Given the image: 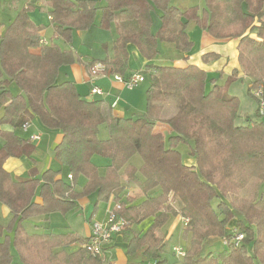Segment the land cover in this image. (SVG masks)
<instances>
[{
  "label": "trees",
  "instance_id": "obj_1",
  "mask_svg": "<svg viewBox=\"0 0 264 264\" xmlns=\"http://www.w3.org/2000/svg\"><path fill=\"white\" fill-rule=\"evenodd\" d=\"M170 3L104 0L99 6L94 0H48L47 5L54 36L67 44L73 31L93 25L98 11L101 29L128 14L121 21L131 23L132 32L119 35L112 55L93 61L88 71L100 62L106 72L126 78L128 46L148 61L158 57L163 43L186 55L192 49L187 27L194 23L217 40H238L237 62L248 93L255 100L258 90L264 96V0H203L201 9L194 5L185 10ZM155 12L160 27L152 33ZM40 32L23 9L0 36V204L11 216L5 229L0 226V236L7 232L0 240V264H104L102 256L91 257L83 249L88 237L28 234L23 226L29 218L77 211L79 200L91 195L96 196L95 208L111 196L114 204H120L118 214L127 222L123 232L127 264L159 259L164 237L156 232L170 216L187 222L183 238L189 246L183 264H264V121L257 112L259 119L236 124L239 100L227 88L238 71L222 78V74L208 76L191 64L147 65L144 71L154 74L149 78L144 114L115 117L101 102L81 97L72 82H57L59 68L74 62V55L54 43L40 46ZM39 47L38 55L30 53ZM216 59L215 53H208L202 62ZM173 97L177 111L161 119L162 104ZM33 120L62 135L54 148L61 168L46 170L40 179L31 174L27 180L15 181L4 164L36 151L29 138L16 134ZM157 124L170 129L168 136L155 131ZM102 125L108 132L105 140L98 138ZM178 143L186 145L193 165L182 161L175 148ZM135 154L142 159L139 169L130 163ZM93 156L109 161L104 176L92 163ZM63 172L69 179L61 176ZM120 175L146 196L141 203L132 198L121 201ZM80 177L85 183L78 191ZM251 180L261 185L258 201L239 195ZM155 190L158 193L153 195ZM146 219H151L147 230L135 233L133 227ZM237 233L242 240L231 243ZM215 242L222 249L210 250ZM75 244L77 249L66 250Z\"/></svg>",
  "mask_w": 264,
  "mask_h": 264
},
{
  "label": "crops",
  "instance_id": "obj_2",
  "mask_svg": "<svg viewBox=\"0 0 264 264\" xmlns=\"http://www.w3.org/2000/svg\"><path fill=\"white\" fill-rule=\"evenodd\" d=\"M5 1L13 2L14 0H5ZM47 4H48V0H24V2L22 1L21 8L19 10H17L15 8V11L11 12V14L9 15L10 18L8 17L9 20L7 22H2V19L0 18V36L5 31L6 27L15 18L17 13L19 11L25 9L27 11L28 17L31 20V22L35 26H37L41 29V32H40L41 39H45L48 44L53 43V41L57 40L58 38H56L53 34V29L51 26V22H50L51 20H50V16H49L50 10H49V7ZM183 5H185V9H187L188 7L194 6V5H197L199 7V9H201L203 6V1L197 0L196 4L192 3L191 1H187V2L185 1V4L183 3ZM3 8H4L3 4H0V9H3ZM37 12H39V13H37ZM43 12H45L48 16V20H47L48 23H46V24H45L46 21L43 20L39 15L40 13H43ZM96 15H97V13H96ZM96 15H95L93 25L90 28L84 30L83 31L84 33H80L81 31H76V35H77V33L81 34V35H79L80 40L85 42V44H87L91 39H96L94 37L98 36V33H97L98 29H96V28L99 27L101 16L98 18V20H96L97 19ZM127 15L128 14H124L121 20L124 21V18L127 17ZM121 20L113 22L110 25V27H113L115 30L113 35H111V39L113 42H112V45L110 47V53H111L110 55L108 54L109 52H108L107 44H101V42H99L100 40H97V42H95L101 46L100 48H97L96 52L95 51L93 52V50L90 51L89 49L82 51L81 50L82 47H80V48L75 47L74 48L73 46H70V48H63L64 50H69L73 53L74 62H72L69 65L62 66L61 68H59V72H58V76H57V82L58 83H62V82H66V81L72 82L75 86L77 93L81 97H83L84 99H87L89 101L101 102L104 109L108 112V114H111L112 116L129 118V117H131V115H141L144 113L145 109L142 108V107H144L142 105L146 99V90L147 89L144 88L143 84L146 81H148L149 78L154 74L153 70H149L147 72L144 71V69L146 68L147 65H151V64L158 65V63H159V65H173L175 67H185V66L191 64V65H195V66L201 68L202 70H204L208 76H211V77L216 76L217 77L220 74H222V78H225L226 76L231 75V73L234 70H237L238 75H237L236 79L228 86V88H227L228 93L232 90V86L236 80H246L245 77L239 71V66H238V62H237L238 40L237 39H230V38L224 39V40H217V39L213 38L212 36H210L205 30H203L202 28H200L199 26H197L194 23H192V25L189 24L187 27L188 38L192 42L191 51L186 55H181V57L175 58L174 60H170L166 57L158 59L159 58V55H158V57L155 58L154 60L148 61L139 55L137 49L134 46H128V52H129L128 70H127V73L125 76L128 77L129 75H132V74H139V75L143 76L145 79L144 82L140 83L136 88L131 89V90L125 88L124 85L120 81L115 80V78H114L115 75L110 74L108 72H106L103 75H98L97 77H91L90 71L87 70V66H89L93 61H103L105 58L111 56L112 55V46H113L116 38L119 35L129 34L132 32L133 27H132L131 23H123V21H121ZM97 25H98V27H96ZM93 26H95V27H93ZM91 28H95V29H91ZM46 31H48V33L46 34L47 37L45 36V33H44ZM72 36H73V33H72ZM97 39H99V38L97 37ZM87 45H90V44H87ZM165 47L174 48L172 45L167 44V43L160 44V48H165ZM100 49L104 50L105 55L101 56V58H98L100 56H98L97 53H100ZM30 53L38 55L40 53V47L35 48V49H31ZM208 53H215L217 55V59L216 60H209L207 63H203L202 57H203V55L208 54ZM185 57H186V60L184 59ZM94 87L98 88L101 91V95H92L90 93L91 89ZM170 100L171 99H169L166 103L162 104L161 114H162V112L165 111L164 109L166 107V104H168V102H170ZM255 103H256V101H255ZM255 103L250 101V109L249 110L253 114L256 113V115H257V103L256 104ZM173 106L176 109L177 105H173ZM166 110L169 112L171 111V113H173L172 111H174V109H172V108L166 109ZM239 113L240 112L238 111V115H239ZM242 113L244 115H246L243 111H242ZM161 114H160V118H161ZM174 114L175 113L171 114L169 117H171ZM169 117L161 118V119H167ZM251 117H253V115ZM253 120H257V118L253 117ZM260 120L263 121L264 116ZM4 129L10 130V128L7 126H5ZM19 130L22 132L21 137L26 138V139H28L30 135H38L40 133V131L42 130L43 132H45L46 134H49L52 137L51 142H54V144H55L54 148L57 146V144L60 142V140L62 138V135L60 134L59 131L48 130V129L44 128L42 125H40L37 120L31 121V123L29 124V127L26 131H23L22 129H19ZM155 131L160 132L165 136H168V134L170 133V129L164 124H157L155 127ZM16 134H17V131H16ZM39 140H40V136H39ZM36 141H38V140H36ZM31 142L34 144L35 141H31ZM0 145H1V141H0ZM35 148H36V151L29 158L26 156H22L19 158H13L12 157V158H9L5 161L4 169L11 175L13 180L24 181V180L29 179L31 177V174L35 175V178L40 179L41 174L43 172H45L46 170L51 169L53 171H56V170L61 168L59 166V164L55 161L54 155H53V158H51L48 163L44 164V166L40 164V166H43V167L39 168L37 166L38 163H37L36 157L38 155V151L41 149V145L40 144L38 146L35 145ZM93 157H92V163L94 164ZM53 163L56 165L55 168H52ZM186 163L188 165H193L194 161L192 159V160L187 161ZM108 165H106L105 167L102 168L103 173H100L99 167L97 165H95L98 168V173L100 176L105 175L106 167ZM63 174L66 175V179L67 178L69 179V176H67V174L65 172L62 173V175H61L62 177H63ZM81 178H83V177H80L78 179V183H79V180ZM121 182H122V185L124 186V190H125V184L124 183H128V182L126 181V178L124 176H122ZM84 183H85V181H84ZM81 188H82V186L79 189L77 188V190L80 191ZM124 190L120 194L121 201L122 200L128 201L127 198H132L134 203L139 204L145 199L144 198L141 202L137 203V202H135V198H137V196H139V193H142V192L139 189H137L136 193L133 195L132 193L125 192ZM91 196H94L95 200L93 203L92 213L88 217V223L85 224V226L83 227V229L85 231L84 236L80 235L77 232L71 231L68 228H66L63 231H58V229H55V228H53V230L52 229L48 230V229L44 228L42 230H37L33 233H28V234H34V233L66 234V233H72V234L78 235L80 237L87 238L90 234L91 219L93 218L94 214L96 213V210H98L100 204H102V203L98 204L97 207L95 208L96 196L95 195H91ZM143 196H144V194H143ZM87 198H83V199L79 200L78 210L81 209L80 205H82L86 201ZM113 199H114V197L111 196L109 199V202H107V203H110V205L108 207H111L114 204ZM35 201L40 203L39 198H35ZM0 211H1V215L5 218V220H7L9 222L11 216L9 214V210L7 209V207L0 204ZM77 211H73V212H77ZM54 214H59V213H54ZM52 215L53 214L46 216V217L50 218ZM39 217H44V216H39ZM103 219H105V218H103ZM38 227L39 226L36 225V228H38ZM121 240L123 241V248L117 247V245L120 244ZM75 246H77V245L76 244L72 245V246L66 248V250L72 251V250H74ZM124 249H125V234L121 233L118 235H114L112 237V240L104 248V252L102 255V259L104 260V263H105L104 255L109 253L111 255V259H113V258L116 259V262L113 261V262H110L109 264H127V259H126L125 253H124ZM13 251H15V250H13Z\"/></svg>",
  "mask_w": 264,
  "mask_h": 264
},
{
  "label": "rangeland",
  "instance_id": "obj_3",
  "mask_svg": "<svg viewBox=\"0 0 264 264\" xmlns=\"http://www.w3.org/2000/svg\"><path fill=\"white\" fill-rule=\"evenodd\" d=\"M22 1L24 2V0H14L13 2L0 0V4H3V6H4L3 9H0V18L2 19V22H7L9 20L8 17L11 14V12L15 11V8L17 10H19L21 8ZM95 1L98 2L99 6L104 5V0H95ZM185 1L186 2L191 1L192 3H195V4L197 3V0H171L170 4L178 7L180 10H185V5H183V3L185 4ZM37 13H39V12H37ZM39 15L43 20L46 21L45 24L48 23L47 22L48 16L45 12L40 13ZM99 17H100V12H97V15H96L97 19L96 20H98ZM158 17H159V15L157 12L153 13L152 25H151L152 33H157L159 30L160 23H159ZM191 25H192V23H191ZM93 27H95V26H93ZM96 27H98V25ZM91 29H95V28H91ZM96 29H98L97 30L98 31L97 37L99 39H97V37H94L96 39H91L87 43L90 45H87V44H85V42L81 41L80 37H79V35H81V34L77 33V35H76V31L73 32L71 43L67 44L62 39H57V40L53 41V43L62 49L63 48H70V46H73L74 48L75 47H78V48L82 47L81 48L82 51L89 49L90 51L93 50V52L94 51L96 52L97 48H100L101 46L95 42H97V40H100L99 42H101V44H107L108 52H109L108 54L110 55L111 54L110 53V47H111L112 42H113L111 39V35H113V33L115 31L114 28L109 27L108 29H101L98 27ZM44 33H45V36L47 37L46 34L48 33V31H46ZM80 33H84V32L81 31ZM97 54H98V56H100L98 58H101V56L105 55V52L103 49H100V53H97ZM163 57H166L170 60H174L175 58L181 57V54H179L172 47L160 48V46H159V58L158 59H161ZM158 66H159V63H158ZM149 84H150L149 80L146 81L143 84L144 88L148 89ZM228 94L236 96L239 100V112L240 113H239V117L236 121L237 125H244L246 123L247 119L253 120V117L258 119L256 113L253 114L249 110L250 109V101H252L253 103H255V101H256L257 107H258V102H257V100H255L254 98H252L249 95L248 83L246 80H236L232 86V90ZM173 105H177V101H176L175 97H173L170 100V102H168V104H166V107L164 109L165 111L162 112L161 118L169 117L171 114H173L177 111V107L175 109V107ZM142 106H144L142 108L145 109V101L143 102ZM171 108L174 109V111H172L173 113H171V111L169 112L166 110V109H171ZM242 111L246 115H244L242 113ZM143 114L131 115V117L138 118V117L142 116ZM252 115H253V117H251ZM21 134H22V132L20 130H18L17 135L21 137ZM38 136H40V140L35 141L34 145H37V146L39 144L41 145V149L38 151V155L36 158H37V163H38L37 166L39 168H42L45 163H48L50 161V159L53 158L54 145L55 144H54V142H51L52 137L49 134H46L45 132H43L42 130L40 131ZM98 138L101 140H105L108 138V132H107V129L104 125H102L99 129ZM175 148L180 153L181 159L185 164H187L186 163L187 161L192 160V158L188 154V149H187L185 144L178 143ZM93 162L95 165H97L99 167L100 173H103L102 168L109 164V161L107 159L99 157V156H94ZM130 163L136 169H139L140 166H142V159L138 154H135L130 159ZM40 164L43 166H40ZM55 167H56V165L53 163L52 168H55ZM138 177H140V175H138ZM63 178L65 180H67L65 174H63ZM121 178H122V176H121ZM84 181H85L84 178H81L79 180V183L77 185L78 189L81 186H83ZM124 184H125V190H124L125 192L132 193L133 195L136 193V190L138 188L136 187L135 184H133L131 182L130 183H124ZM260 188H261V185H259L257 181L251 180L248 183L247 187H245V189H243L242 191L239 192V195L242 197L248 198V199L258 201L259 200V194L261 192ZM157 193H158V190H155L153 195L157 194ZM145 197L146 196L145 195L143 196V193H139V196H137V198H135V202L139 203ZM94 200H95L94 196L88 197L86 199V201L84 200L85 202L83 201L84 203L82 205H80L81 209H79L77 212H70L64 216L61 214H53L50 218H47L46 216L29 218V219L24 221V223H23L24 228L27 231V233H33L37 230H42L44 228L48 229V230H51V229L53 230V228H55V229H58V231H63L66 228H68L69 230L77 232L80 235L84 236L85 231H84L83 227L85 226V224L88 223V217L92 213ZM224 200L228 204V198H224ZM109 205H110V203L100 204L98 210H96V213L94 214L93 218L91 219L90 224H92L94 222H101V223L104 222L103 218H105L104 217L105 212H106V209H108ZM173 205L175 207L177 206L176 203H173ZM8 224H9V222L7 220H5V218L1 215V211H0V226L5 229ZM150 224H151V219H146V220L142 221L140 224L135 225L133 227V230L135 233H141V232L147 230V228L150 226ZM36 225L39 227L36 228ZM183 231H184V223H183L182 218L180 216H170L167 223L163 227L158 229V231L156 232V234L158 236L164 237V248H163L162 252L159 254V259L143 262L142 264H148V263L156 264L157 261L162 262V264H183V258L177 257L173 252L174 248H181L182 250L186 251V249L189 246L188 239L185 240L183 238ZM6 233L7 232L5 231V233H3V234L5 235ZM4 235H3V237L0 236V240H3ZM77 247L78 246H75L74 249H77ZM117 247L123 248V241L122 240L120 241V244L117 245ZM220 249H222V246L219 242H215L210 247V250H213V251L214 250H220ZM13 252L15 253V251H13ZM104 258H105L104 264H109L110 262H113V261L116 262L115 258L111 259V255L109 253L104 255Z\"/></svg>",
  "mask_w": 264,
  "mask_h": 264
},
{
  "label": "built area",
  "instance_id": "obj_4",
  "mask_svg": "<svg viewBox=\"0 0 264 264\" xmlns=\"http://www.w3.org/2000/svg\"><path fill=\"white\" fill-rule=\"evenodd\" d=\"M47 41L45 39H41L39 41L40 46L47 45ZM106 73L105 67L102 63L97 62L90 70L91 77H97L98 75H103ZM115 80L120 81L125 88L131 90L136 88L140 83L144 82V77L139 74H132L126 78H122L121 76L115 75ZM90 93L92 95H101V91L94 87L91 89ZM255 97L258 100V115L264 116V96L262 91H257L255 93ZM29 127V124H24L21 129L26 131ZM30 141L39 140L38 135H30ZM120 204L115 203L111 207L106 209L104 222H94L90 225V234L88 236V241L83 245V249L86 251L88 255L91 257H100L103 255L105 246L112 240L114 235L121 234L127 226L126 219L118 214L120 210ZM184 227L187 222L183 221ZM243 238L242 234L237 233L230 240L231 243L237 244ZM226 242L223 243L225 245ZM174 254L177 257L183 258L185 255V251L181 248H174ZM151 264V263H148Z\"/></svg>",
  "mask_w": 264,
  "mask_h": 264
}]
</instances>
